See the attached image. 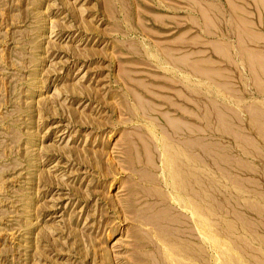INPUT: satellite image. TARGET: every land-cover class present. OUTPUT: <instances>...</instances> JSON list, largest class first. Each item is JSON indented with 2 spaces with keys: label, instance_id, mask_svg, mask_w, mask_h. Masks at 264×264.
<instances>
[{
  "label": "rangeland",
  "instance_id": "rangeland-1",
  "mask_svg": "<svg viewBox=\"0 0 264 264\" xmlns=\"http://www.w3.org/2000/svg\"><path fill=\"white\" fill-rule=\"evenodd\" d=\"M178 261L264 264V0H0V264Z\"/></svg>",
  "mask_w": 264,
  "mask_h": 264
},
{
  "label": "bare ground",
  "instance_id": "bare-ground-1",
  "mask_svg": "<svg viewBox=\"0 0 264 264\" xmlns=\"http://www.w3.org/2000/svg\"><path fill=\"white\" fill-rule=\"evenodd\" d=\"M179 157H181V156H179ZM178 157V158H179ZM177 158V159H178ZM189 158V157H188ZM193 161H195L194 159H193V157H190ZM176 159V160H177ZM180 159V158H179ZM186 159H187V157H186ZM162 174H163V177H164V182H163V184L164 185H166V187H168V184H170L171 186H172V183L174 184V182H175V184H176V179H178V176H177V178H176V175L177 174H179V171H177V169H176V164L174 165L173 164V159H171V157H169V154L168 153H165L164 154V157L162 158ZM175 160V161H176ZM185 160V159H184ZM180 161V160H179ZM181 162H182V160H181ZM184 162V161H183ZM187 163H188V160L186 161ZM185 163V162H184ZM179 164V163H178ZM174 165V166H173ZM184 165V164H183ZM182 165V166H183ZM186 165V164H185ZM199 165V164H198ZM181 166V165H180ZM187 166V165H186ZM192 166V165H191ZM191 166H189L190 167V170H191ZM184 167V166H183ZM194 167V166H193ZM174 169H176V171H174ZM193 169H195L194 171H196V169H197V167H195V168H193ZM200 169V168H199ZM186 170V169H185ZM190 170H186V171H190ZM201 170V169H200ZM198 172H199V170H198ZM184 173V172H183ZM182 173V174H183ZM191 173V172H190ZM193 173V172H192ZM200 173V172H199ZM201 174V173H200ZM186 174H184V176H185ZM193 175V177H192V180L194 179V181H196L197 180V174H195V172L192 174ZM180 176V181H178L177 180V183H178V186H179V188H181L182 189V191H183V189L185 188V184H184V178H182L183 177V175H179ZM187 176H190L189 174L187 175ZM186 176V177H187ZM169 177V178H168ZM195 177H196V179H195ZM176 178V179H175ZM170 179V180H169ZM188 179H191V177L190 178H188ZM201 179V178H200ZM169 180V181H168ZM171 181V182H170ZM190 181V180H189ZM197 181H199V180H197ZM188 183V182H187ZM201 183V182H200ZM199 183V184H200ZM195 184H196V182H195ZM197 185V184H196ZM200 186V185H199ZM173 187V186H172ZM175 188H176V186H174ZM189 187V186H188ZM201 187V186H200ZM190 188V187H189ZM197 188V187H196ZM200 190V189H199ZM177 191H178V189H177ZM176 191V192H177ZM180 191V190H179ZM188 191V190H187ZM186 191V192H187ZM185 192V193H186ZM199 192V191H198ZM182 194V193H181ZM186 195H188V194H186ZM187 203V202H186ZM188 205H189V209H191L192 211H193V215H195V222H196V226H197V230H198V232H200V228L203 226V224H202V217H201V215H200V211L198 212V210H197V207H194L191 203H188ZM196 205V204H195ZM199 206V205H198ZM177 245V244H176ZM169 247V246H168ZM194 247V246H193ZM198 247V246H197ZM169 248H171V247H169ZM177 248V247H176ZM189 246H186V248H185V246L183 247V249L182 250H187V251H189ZM201 248V247H200ZM179 249V248H178ZM172 250V249H171ZM191 252H193L192 250H190ZM189 251V252H190ZM198 251H200V250H198ZM195 252V251H194ZM193 252V253H194ZM199 253V252H198ZM180 254V253H179ZM163 255H164V257L165 258H172L171 256V254L169 253V249H167V248H165V251H163ZM188 255V254H187ZM193 255V254H192ZM184 256H186V254L184 255ZM190 257H191V255H189ZM174 257V256H173ZM194 257H198V254L197 255H194ZM200 257V256H199ZM155 259V258H154ZM175 260H176V258H174ZM188 259H189V257H188ZM193 259H195V258H193ZM197 260H199V258L197 259ZM177 261V260H176ZM179 261H180V259H179ZM178 261V262H179ZM190 262V261H189ZM171 263V262H170ZM173 263V262H172ZM175 263H177V262H175ZM185 263H188V262H185ZM178 264V263H177ZM179 264H180V262H179ZM190 264V263H189Z\"/></svg>",
  "mask_w": 264,
  "mask_h": 264
}]
</instances>
